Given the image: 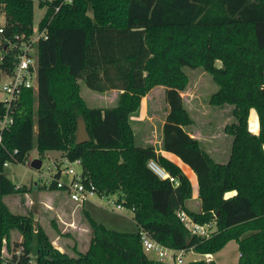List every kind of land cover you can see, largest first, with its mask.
Listing matches in <instances>:
<instances>
[{"label": "trees", "instance_id": "16d2710c", "mask_svg": "<svg viewBox=\"0 0 264 264\" xmlns=\"http://www.w3.org/2000/svg\"><path fill=\"white\" fill-rule=\"evenodd\" d=\"M0 5L5 35L32 32L33 0ZM37 5L45 7L37 26L46 34L35 44L36 88L21 89L13 122L1 132L0 264H31L32 254L34 264H164L143 251L137 230L108 228L86 211L90 237L75 256L56 248L30 214L10 211L3 196L25 190L3 173V162H23L32 148L40 156L57 150L61 158H79L97 192L132 207L137 228L158 242L213 253L233 239L235 264H264V0H37ZM0 53V68L9 70L15 50L0 44ZM183 66L210 73L216 84L211 104L232 106L234 120L224 126L231 135L224 162L213 160L183 128L191 123L180 95L187 81ZM77 80L95 91L118 89L116 103L87 106ZM156 84L164 86L168 107L160 148L194 172L197 212L185 205L192 189L180 167L151 144L134 142L129 115ZM251 107L256 132L247 125ZM3 110L0 101V116ZM78 116L89 135L83 142H75ZM148 159L177 184L158 177ZM47 186L56 188L53 181ZM228 191L233 193L225 195ZM178 210L200 223L213 221L214 230L207 237L191 234ZM13 229L21 236L20 248L4 259L1 250Z\"/></svg>", "mask_w": 264, "mask_h": 264}, {"label": "rangeland", "instance_id": "374dc122", "mask_svg": "<svg viewBox=\"0 0 264 264\" xmlns=\"http://www.w3.org/2000/svg\"><path fill=\"white\" fill-rule=\"evenodd\" d=\"M44 8V6L39 7L37 5V0H33V23H36L41 18ZM3 22L4 15L0 5V24ZM182 69L185 72L187 81L180 90V95L183 106L191 118V123L184 125L183 128L197 139L199 146L213 160L224 161L229 155L231 143V135L225 131L224 126L234 120L231 113L232 106L228 104L214 105L209 102V95L216 89V84L210 73L202 67L183 66ZM77 82L79 94L87 106H110L116 103V101L111 103L114 96L112 92L95 91L88 88L82 80H77ZM162 91L163 85L151 87L141 97L139 107L130 113L128 119L133 131L135 144H151L156 149L160 146L161 124L167 111L166 104L162 98ZM253 119L255 120L254 123ZM247 125L251 132L257 131V119L253 107L249 108ZM58 155V151H48L40 156L37 155L35 148H32L23 162L9 161L4 165L3 173L12 182L19 186H24L25 190L3 196V201L10 211L30 214L34 217L38 215V219L33 220V223L38 224L43 229L56 248L71 256L84 251L90 237V228L83 214L82 207L84 209L90 208V216L104 221L103 225L108 228L133 232L137 230V226L130 215V210L124 207L117 209L114 207L113 202L106 204V196L104 195L92 196V200H97L101 204L100 206L87 200L82 207H77L78 205L72 202L65 193L55 195L56 193L51 192V189L55 188H49L45 183L46 167L52 158L55 160L56 166H58L61 161V157ZM35 156L41 159V165L38 169H33L29 166L30 160ZM194 191H196V188H194ZM48 194L61 198L60 206L62 205V207L60 210L59 206H53L52 208V206L48 205ZM24 196L32 197L30 207L24 204ZM109 198L111 197L109 196ZM42 205L51 207L49 209L50 213L46 212L45 207L43 208ZM72 208L76 216V218L74 217L75 222L73 218H69V213H67L72 211ZM188 208H193L191 209L193 211L197 209L192 199L189 201ZM59 211H65V213L58 217L56 212ZM80 223H84L82 224L84 228L79 227ZM20 238L21 236L17 230L13 229L9 232L7 244L4 242L1 250L4 259L9 257L11 251H17L20 248ZM237 251L236 242L230 239L215 251L213 259L219 264H235ZM181 259L183 264L190 260L203 259V255L192 249H185ZM162 261L164 264H172V260L167 257H164ZM30 263L34 264L33 254L30 255Z\"/></svg>", "mask_w": 264, "mask_h": 264}, {"label": "built area", "instance_id": "2783aa9c", "mask_svg": "<svg viewBox=\"0 0 264 264\" xmlns=\"http://www.w3.org/2000/svg\"><path fill=\"white\" fill-rule=\"evenodd\" d=\"M58 6V4L54 6V11L57 10ZM37 22L32 24V32L30 34L25 35L20 33L13 34L12 36L5 35L3 23L0 24V44H2L3 49L6 47L12 48L16 53L9 70L0 68V101L4 107L3 113L0 116V141L1 132L6 130L13 122V106L18 99L21 89L29 87L35 90L36 88L35 44L38 38L44 37L46 34V28L43 26L38 29ZM1 56L0 53V58ZM15 151V148L12 149V152ZM8 162V160H5L3 165H6ZM146 165L158 177L167 178L173 184H177L176 177L159 166L155 160L148 159ZM46 169V185L53 181L55 187L64 190L68 198L77 205H82L85 201L92 199L94 195H104L106 196V204L113 202L114 207L117 209L124 207L116 200L114 194L97 192L94 184L82 173L79 158L68 159L62 157L58 166H56L54 159H52ZM57 170L59 175L54 176ZM127 209L132 211L133 208ZM176 215L191 234L207 237L215 228L213 221L197 222L183 210L176 211ZM137 234L143 251L146 254L150 253V257L160 261L164 257H167L172 260V264H182L181 256L184 251L183 248H173L164 245L152 238L150 233L141 227L137 228ZM201 254L204 261H211V253L206 252Z\"/></svg>", "mask_w": 264, "mask_h": 264}, {"label": "crops", "instance_id": "0c3cea01", "mask_svg": "<svg viewBox=\"0 0 264 264\" xmlns=\"http://www.w3.org/2000/svg\"><path fill=\"white\" fill-rule=\"evenodd\" d=\"M156 86H161V85H154V86H152V88L153 87H156ZM107 92H112L113 94H114V96H113V99H112V101H111V103H113V102H115L116 101V99H117V96H118V92H119V90L118 89H115V88H112V89H108V90H104V93H107ZM162 92H164V86H163V91ZM164 93H162V98L164 99V95H163ZM112 105H114V104H111L110 106H112ZM100 107H105V105H101ZM166 110H167V105H166ZM254 118V117H253ZM164 119V118H163ZM254 119H253V123H254ZM163 122V121H162ZM256 132V131H255ZM160 140H161V136H160ZM159 140V143L161 142ZM155 150L157 151V150H159V151H157V152H160L162 155H164L165 157H167L168 159H170V160H172L173 162H175L179 167H180V169L182 170V172L188 177V179H189V181H190V184H191V189H192V193H191V197L190 198H188V199H186L185 200V205L187 206V207H189V201L192 199L193 200V203L195 204V206L197 207V209H194L195 211H199L200 210V205H199V199H198V196H197V184H196V178H195V174H194V172L186 165V164H184L183 162H181L180 161V159L176 156V155H174L173 153H171V152H168V151H164V150H162L161 148H160V146L156 149L155 148ZM48 151H57V150H48ZM48 151H46V152H48ZM58 153H59V155H60V152L58 151ZM58 155V156H59ZM226 160V159H225ZM224 160V161H225ZM224 161H221V162H224ZM217 162H219V161H217ZM194 188H196V191H194ZM51 192H54V194L55 195H61V193H65L66 194V192L64 191V190H62V189H58V188H55V189H51ZM231 193H233V191H228V192H226L225 193V195H229V194H231ZM49 195V197H48V205H50V206H52V208H53V206L55 207H58L59 208V210L61 209V207H62V205L60 206V202H62V200H61V198H59V197H56L55 195H53V196H50L51 194H48ZM67 195V194H66ZM25 197V196H24ZM16 199V198H15ZM90 201L91 202H93L95 205H98V206H100L101 204H99L98 202H97V200H92V199H90ZM16 203V202H15ZM32 203V197H25V200H24V204L26 205V206H29L30 207V204ZM82 207L83 206V204L82 205H78L77 207ZM42 207L46 210V212H49L50 213V210L49 209H51V207H46V206H43L42 205ZM190 209V208H189ZM191 209H193V208H191ZM82 210L83 211H86L88 214H89V212H90V208H88V209H84L83 207H82ZM62 213H65V211L63 212V211H59V212H56V214H57V216L59 217V216H61V214ZM67 213H69V218H73V220H74V222H75V218H76V216L74 215V209L72 208V211H68ZM130 215H131V217H132V211L130 210ZM90 215V214H89ZM75 217V218H74ZM32 218H33V220H36V219H38V215L37 216H33L32 215ZM93 219H95L96 221H98V222H101L102 224L104 223V221H102V220H100V219H96L95 217H93ZM82 224H84V223H82ZM82 224L80 223V228H84L83 226H82ZM82 226V227H81ZM215 252H213V253H211V260L213 261V262H215L216 264H219L217 261H215L214 259H213V254H214ZM149 254H147V256H148ZM150 256V255H149ZM237 256H238V251H237Z\"/></svg>", "mask_w": 264, "mask_h": 264}, {"label": "water", "instance_id": "95a60500", "mask_svg": "<svg viewBox=\"0 0 264 264\" xmlns=\"http://www.w3.org/2000/svg\"><path fill=\"white\" fill-rule=\"evenodd\" d=\"M168 109V107H167ZM89 139V135L87 133L84 120L81 116L76 118V128H75V142H83ZM41 164V159L37 156L33 157L29 166L33 169H38Z\"/></svg>", "mask_w": 264, "mask_h": 264}]
</instances>
